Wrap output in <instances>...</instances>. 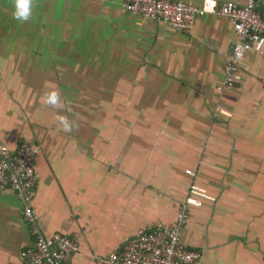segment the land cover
<instances>
[{"label":"crops","instance_id":"crops-1","mask_svg":"<svg viewBox=\"0 0 264 264\" xmlns=\"http://www.w3.org/2000/svg\"><path fill=\"white\" fill-rule=\"evenodd\" d=\"M14 7L0 0V146L40 147L34 211L45 237L78 242L71 264L174 226L194 184L211 200L191 210L189 248L204 264H264V48L221 93L236 38L227 19L197 18L183 34L123 0H33L26 22ZM32 243L23 204L0 188V264H23Z\"/></svg>","mask_w":264,"mask_h":264},{"label":"built area","instance_id":"built-area-1","mask_svg":"<svg viewBox=\"0 0 264 264\" xmlns=\"http://www.w3.org/2000/svg\"><path fill=\"white\" fill-rule=\"evenodd\" d=\"M127 12L139 15L154 23L165 22L178 33L190 34L197 18L215 15L232 22L235 31L225 73L218 91L223 93L241 82V61L250 51L261 52L264 48V17L258 9V0H244L243 5L233 1L218 3L204 0L193 5L185 0H123ZM218 113L230 117L227 111ZM40 147L23 140L12 151L0 146V188H9L23 204V217L33 237L30 247L23 250V264H71L80 251L78 242L62 233L45 237L33 201L38 185L35 160ZM211 200L208 192L194 184L190 187L185 202L181 205L174 226L162 223L141 229L129 238L124 246L110 255L96 256L97 264H204L202 254L189 248L182 238L192 208H203Z\"/></svg>","mask_w":264,"mask_h":264},{"label":"clouds","instance_id":"clouds-1","mask_svg":"<svg viewBox=\"0 0 264 264\" xmlns=\"http://www.w3.org/2000/svg\"><path fill=\"white\" fill-rule=\"evenodd\" d=\"M33 12V0H15V7L12 13L13 18L20 22L28 21ZM58 100L57 96H53L49 98V103H54ZM61 105L57 103V107ZM61 123L63 125V130L65 132H71L74 127V122H70L69 120L62 119Z\"/></svg>","mask_w":264,"mask_h":264}]
</instances>
